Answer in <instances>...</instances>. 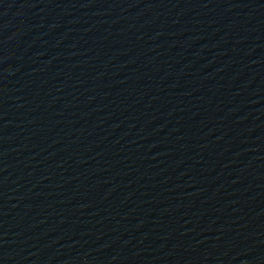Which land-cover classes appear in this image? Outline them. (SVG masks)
<instances>
[{"label":"water","instance_id":"1","mask_svg":"<svg viewBox=\"0 0 264 264\" xmlns=\"http://www.w3.org/2000/svg\"><path fill=\"white\" fill-rule=\"evenodd\" d=\"M172 264H264V0H229L185 172Z\"/></svg>","mask_w":264,"mask_h":264}]
</instances>
